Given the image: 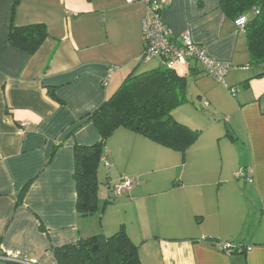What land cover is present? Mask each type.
<instances>
[{
	"label": "crops",
	"instance_id": "1",
	"mask_svg": "<svg viewBox=\"0 0 264 264\" xmlns=\"http://www.w3.org/2000/svg\"><path fill=\"white\" fill-rule=\"evenodd\" d=\"M154 7L172 38L186 33L231 67L223 84L199 66L182 68L190 103L172 117L200 132L183 156L117 128L98 169V203H108L80 218L73 148L100 135L92 123L74 128L152 63L140 56ZM10 23L43 25L48 37L28 55L8 44ZM261 73L220 0H0V262L56 264L52 248L123 226L141 264H264ZM122 178L131 187L111 199ZM226 243L245 247L227 255L219 250Z\"/></svg>",
	"mask_w": 264,
	"mask_h": 264
},
{
	"label": "trees",
	"instance_id": "2",
	"mask_svg": "<svg viewBox=\"0 0 264 264\" xmlns=\"http://www.w3.org/2000/svg\"><path fill=\"white\" fill-rule=\"evenodd\" d=\"M220 9L226 19L234 22L245 18L242 31L249 66L260 69L262 73L256 76L260 77L264 73V0H220ZM13 10L12 8L10 20ZM47 37L43 25L15 27L10 23L7 41L13 48L33 55ZM158 63V67L154 69L138 74L131 73L125 77L110 97L75 126L74 129L81 123H92L100 135L99 142L94 145H75L73 148V180L78 217L100 214L108 203L103 206L98 203V169L104 158L106 141L117 128L122 127L146 137L162 147L181 153L182 156L200 136L199 131L181 125L172 117L176 108L190 103L187 78L177 75L161 62ZM224 64L230 69L228 63ZM195 66L198 65L192 62L189 69ZM47 94L56 100L54 89L48 88ZM30 183L31 181L21 188L17 204H21ZM109 195L112 199L111 194ZM229 245L232 247L227 255L234 254L238 247H245ZM51 253L56 264H141L138 247L130 241L123 226L109 237L94 235L74 244L52 248ZM0 257L4 256L0 254ZM2 264L19 263L4 261Z\"/></svg>",
	"mask_w": 264,
	"mask_h": 264
},
{
	"label": "built area",
	"instance_id": "3",
	"mask_svg": "<svg viewBox=\"0 0 264 264\" xmlns=\"http://www.w3.org/2000/svg\"><path fill=\"white\" fill-rule=\"evenodd\" d=\"M158 11L159 9L154 7L150 18L143 23V52L140 56V61L142 63H148L153 60L159 61L179 76L183 75L182 68H185V71L188 70L190 63L193 62L205 74L223 84L229 66L223 62L210 59L202 47L192 43L189 35L186 33L178 38H172L170 31L162 24ZM234 23L242 31L245 18H240ZM229 92L234 94L235 89H229ZM204 105L207 106V103H204ZM240 176L242 175L239 174L238 177ZM131 185L132 183L129 180L122 178L118 184L110 188V194L113 198H117L126 192ZM231 247L229 244H221L219 249L228 254ZM0 259L3 258L0 257Z\"/></svg>",
	"mask_w": 264,
	"mask_h": 264
},
{
	"label": "rangeland",
	"instance_id": "4",
	"mask_svg": "<svg viewBox=\"0 0 264 264\" xmlns=\"http://www.w3.org/2000/svg\"><path fill=\"white\" fill-rule=\"evenodd\" d=\"M156 67H158V63L156 62V60H153L152 63L148 64L147 69L142 70L140 73H142L143 71H149V70L154 69ZM221 122L223 123L222 120H221ZM0 264H2V263L0 262Z\"/></svg>",
	"mask_w": 264,
	"mask_h": 264
}]
</instances>
